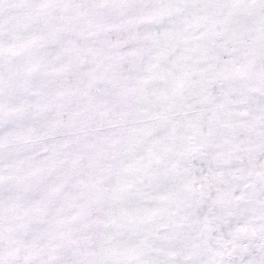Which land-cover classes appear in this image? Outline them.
I'll list each match as a JSON object with an SVG mask.
<instances>
[{
	"label": "snow or ice",
	"instance_id": "1",
	"mask_svg": "<svg viewBox=\"0 0 264 264\" xmlns=\"http://www.w3.org/2000/svg\"><path fill=\"white\" fill-rule=\"evenodd\" d=\"M0 264H264V0H0Z\"/></svg>",
	"mask_w": 264,
	"mask_h": 264
}]
</instances>
